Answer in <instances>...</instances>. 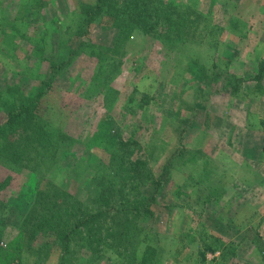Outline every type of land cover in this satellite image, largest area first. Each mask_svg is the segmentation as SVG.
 Masks as SVG:
<instances>
[{
  "label": "rangeland",
  "instance_id": "1",
  "mask_svg": "<svg viewBox=\"0 0 264 264\" xmlns=\"http://www.w3.org/2000/svg\"><path fill=\"white\" fill-rule=\"evenodd\" d=\"M156 1L131 6L146 15L127 37L109 16L83 29L81 0H0V125L50 82L39 126L0 140L8 264H60L31 219L62 193L91 211L101 193L137 201L117 251L136 264H264V0ZM124 157L139 170L117 190ZM79 247L69 264H128Z\"/></svg>",
  "mask_w": 264,
  "mask_h": 264
},
{
  "label": "trees",
  "instance_id": "2",
  "mask_svg": "<svg viewBox=\"0 0 264 264\" xmlns=\"http://www.w3.org/2000/svg\"><path fill=\"white\" fill-rule=\"evenodd\" d=\"M135 2H137V8H142L144 5L156 7V9L160 8V4L156 0H81L83 29L89 30L96 20L109 16L113 19L121 35L131 36L135 29L144 27L136 22L143 19V15H146V11H138L137 8L131 11V6ZM153 27L154 25L150 28L145 27L148 36L154 31L152 30ZM254 78L264 79V66L259 67ZM48 83L50 82L45 81L42 83L35 95L27 96L25 93L20 92L13 99L14 102L11 105L9 104L8 119L5 124L0 125V140L4 141L5 144H10L19 136L27 135L39 126L38 117L43 108L44 97L49 91L50 86ZM124 160L123 162H116V159H113L109 166V171H113L112 175L109 173L112 182L110 184L115 189L127 185L130 180L133 186L135 172L139 170L136 164H132L133 162L129 161L128 163L126 157H124ZM130 164L132 165L131 168H129ZM168 172L166 170L165 174L157 180L155 183L156 190L169 182L168 177H165ZM102 194L96 198L97 205L100 206L98 210L93 209L91 211L84 206L77 207L79 203L76 201H74L75 204L70 205L68 196L62 193L61 198L54 200L50 207L43 211L44 213L37 212L32 215L31 222L35 223L39 220V226L43 228V236L46 238L43 248L52 251L57 246L60 249V264L74 263V257H71L73 245H80V249L93 251L94 242H97L99 248L101 246L108 247V250L117 259L123 258L128 264H136L134 263V251L130 256L124 255L123 257L117 251L118 246L121 248L134 245L138 227L136 219L131 215L136 210L134 207L131 209L130 207L136 206L137 201L131 203L126 195L120 197L116 195L118 197L116 198L112 195L107 196L106 193ZM42 203L44 205V201ZM125 208L126 215H124V211H121ZM55 209L57 212H54ZM109 219L113 223L107 227ZM3 255L4 252H0V264H8Z\"/></svg>",
  "mask_w": 264,
  "mask_h": 264
}]
</instances>
